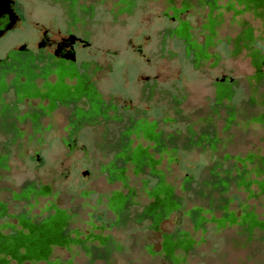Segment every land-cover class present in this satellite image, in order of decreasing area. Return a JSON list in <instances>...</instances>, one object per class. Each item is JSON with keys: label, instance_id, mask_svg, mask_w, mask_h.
I'll return each instance as SVG.
<instances>
[{"label": "rangeland", "instance_id": "1", "mask_svg": "<svg viewBox=\"0 0 264 264\" xmlns=\"http://www.w3.org/2000/svg\"><path fill=\"white\" fill-rule=\"evenodd\" d=\"M73 1L71 28L90 44L78 52V63L88 64L109 109L74 132L67 111L43 114L35 125L37 101L25 100L9 118L14 129H5L2 108L15 98L10 89L0 92V238L22 230L21 216L39 221L56 210L69 216L66 241L51 244L44 259L0 254V264H264V229L251 235L239 225L246 212L264 224V172L253 171L264 162V86L256 82L264 73V16L234 0H217L214 9L204 0ZM15 5L19 24L0 39V58L22 44L35 52L41 30L65 29L64 0ZM210 17L219 20L213 33ZM246 30L256 39L250 47L239 43ZM190 43L205 56H196ZM252 51L263 56L261 67ZM222 79L229 95L220 98ZM140 117L155 125L159 138H132L131 148L144 150L154 165L137 173L117 155L120 133L130 118ZM212 167L232 170V178L249 174L244 185L233 181L223 192L200 197L202 176ZM158 179L173 188L179 209L157 223L137 220ZM30 186L38 194L25 197ZM115 195L127 197L122 210L110 205ZM194 209L202 217L198 226L183 216ZM225 212L237 223L220 226ZM178 233L191 243L175 249L172 261L163 241Z\"/></svg>", "mask_w": 264, "mask_h": 264}, {"label": "flooded vegetation", "instance_id": "2", "mask_svg": "<svg viewBox=\"0 0 264 264\" xmlns=\"http://www.w3.org/2000/svg\"><path fill=\"white\" fill-rule=\"evenodd\" d=\"M234 1L241 3L239 0ZM64 2L68 20L66 19L63 32L58 30L51 33L48 30H41L35 52H32L27 44H22L18 51L7 52L4 58H0V92L10 89L15 98L14 102L11 104L5 103L2 108V113L5 114V129H14L13 124L9 123V118L16 113L17 105L25 100L37 101L32 117L35 125L38 124L39 116L43 114L67 111L69 113L70 128L76 132L86 126L93 125L100 117H106L109 108L105 105L96 82L91 80L88 74V64L78 63L77 59L78 52L89 49L90 44L71 28L76 21L74 1L64 0ZM203 3L210 9H214L217 0H204ZM245 5L264 16V0H260L257 5ZM218 24V18L210 17L207 29L213 33ZM182 30L186 32L187 27L183 26ZM246 31L248 33L249 30ZM210 42L211 39L207 40L208 44ZM239 43L250 47V40L242 41L239 39ZM190 44L196 56L200 58L205 56L204 48L195 43ZM71 56L73 59H71ZM257 56V53L252 51V57L256 64L258 63ZM9 75H12V80L8 84L6 78ZM220 82L222 88L218 90L217 95L220 98L226 97L229 95V89L224 84L223 79ZM256 82L264 86L263 72L257 73ZM135 137L147 140H158L159 138L156 136L153 123L142 117L130 118L118 137V145L121 148L123 147L120 152L125 153L124 150L127 147L131 148L132 138ZM131 149L134 150L130 151V157H148L146 152L138 147ZM37 194L38 191L31 186L23 192L25 197ZM120 198H122L120 195L113 196L110 205L117 209L116 205L113 204ZM68 219L69 216L60 210H56L39 221H30L21 216L19 223L22 230L14 231L12 234L0 238V241L5 243V254L20 253L18 248L23 243H27L28 245H24L26 253H34L36 256L47 255L51 244L66 241L63 228ZM10 243L13 244L9 245Z\"/></svg>", "mask_w": 264, "mask_h": 264}, {"label": "trees", "instance_id": "3", "mask_svg": "<svg viewBox=\"0 0 264 264\" xmlns=\"http://www.w3.org/2000/svg\"><path fill=\"white\" fill-rule=\"evenodd\" d=\"M241 3L247 4L248 6L257 5L259 4L260 0H239ZM132 2L126 3V8L131 9ZM261 39L264 42V34L261 37ZM240 40H250V44L255 41V37L251 30L245 32L240 37ZM257 53L258 57V63L257 65L259 67L262 66L263 62V56ZM222 88V85L221 87ZM235 116L234 113L230 114V118L232 119ZM257 120V119H255ZM259 121V120H257ZM202 138L198 141L201 142ZM157 141V140H156ZM210 147L214 148V142H209ZM160 144L157 143V147L160 148ZM123 149V147L121 148ZM134 149L126 148L124 151L125 153L120 152L117 155V158L120 159L123 163H128L132 166L133 170L135 172H140L144 168L152 169L154 167L153 163L149 161L148 157H130L131 152ZM123 153V155H121ZM130 153V154H129ZM128 156H127V155ZM108 171L110 174L115 173V163H111L108 167ZM231 171L232 170H226L224 172L218 173L216 171V167L209 168L206 170V176H202V180L200 183V190L198 191V195L203 198H208L210 194L213 192H223L225 191L228 186L234 181L236 184H245L244 180L246 179V176L249 174V172H240L235 175L234 178L231 177ZM254 172L260 173L264 172V162H260L258 166H256L253 170ZM184 185L189 188L190 181L188 179H185L183 182ZM240 184V185H241ZM259 188L262 193H264V181L259 182ZM148 196L151 198V203L143 209V211L137 216V220H143L145 218H150L153 223L159 222L163 217H165L170 211L179 209V204L174 197L173 194V188L166 184L162 179H158L157 183L148 190ZM221 200V199H220ZM127 197H122L120 200L114 202V206L116 205L118 210H122L124 205L127 203ZM212 201L210 200V203ZM184 217H190L194 225L198 226L202 222V217L200 215L199 209H194L192 212H186L183 213ZM237 220L233 216V213L231 212H225L223 217L219 220V225H227V224H233L237 223ZM239 225L244 227V230L248 232L249 234H253L254 230L256 229H264V224L262 225L260 222L256 220L255 215L252 212H246L243 213V215L240 218ZM262 225V226H261ZM190 240L182 235L181 233L171 235L164 238L163 241V252L165 253L166 257L170 260H174L173 251L175 249H187L190 246ZM13 243H10L9 245H12ZM24 245H28L27 243H23L22 246L18 248V251L20 253L12 254V257H14L17 261H22L23 259L27 260H38V259H44L46 255H35L34 253H26L24 249ZM0 254H5V243L0 241Z\"/></svg>", "mask_w": 264, "mask_h": 264}, {"label": "water", "instance_id": "4", "mask_svg": "<svg viewBox=\"0 0 264 264\" xmlns=\"http://www.w3.org/2000/svg\"><path fill=\"white\" fill-rule=\"evenodd\" d=\"M19 23L15 0H1L0 4V38L12 31ZM73 37V36H72ZM71 59L73 57L71 56Z\"/></svg>", "mask_w": 264, "mask_h": 264}]
</instances>
